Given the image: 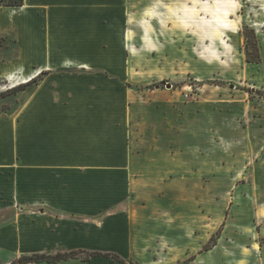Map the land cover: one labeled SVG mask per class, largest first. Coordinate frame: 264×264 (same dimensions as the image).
Here are the masks:
<instances>
[{"label": "rangeland", "instance_id": "rangeland-1", "mask_svg": "<svg viewBox=\"0 0 264 264\" xmlns=\"http://www.w3.org/2000/svg\"><path fill=\"white\" fill-rule=\"evenodd\" d=\"M23 4L0 7V264L70 250L122 261L58 264H264V0ZM47 113L132 153L128 183L37 212L11 160L18 122Z\"/></svg>", "mask_w": 264, "mask_h": 264}, {"label": "crops", "instance_id": "crops-1", "mask_svg": "<svg viewBox=\"0 0 264 264\" xmlns=\"http://www.w3.org/2000/svg\"><path fill=\"white\" fill-rule=\"evenodd\" d=\"M10 33L14 37L18 35L17 31ZM79 123L78 118L72 121L70 116L48 113L31 114L30 120L18 122V134L25 141L20 140L11 162L14 160L16 167H21L22 170L24 168L21 177L23 181H27V185L23 187L21 182L16 191H27L25 197L29 196L34 204L42 201L44 206H37V212L45 209L80 211L85 208L86 198L90 197L87 187L99 186L100 183L103 185L104 179L115 187L128 183L127 172L132 169L130 161L132 165L133 154L120 153L118 148L108 151L102 140L94 137H67L79 129ZM58 133L65 136L54 138ZM9 157L5 149L0 150V167H4L6 161L9 163ZM49 175L54 177L52 182ZM0 186V189L6 191V187ZM71 187L74 188L73 191L70 190ZM37 212L31 211L30 214ZM71 215L75 214H70V217ZM2 243H6L3 238Z\"/></svg>", "mask_w": 264, "mask_h": 264}, {"label": "trees", "instance_id": "trees-1", "mask_svg": "<svg viewBox=\"0 0 264 264\" xmlns=\"http://www.w3.org/2000/svg\"><path fill=\"white\" fill-rule=\"evenodd\" d=\"M24 0H0V7H21L23 6ZM8 37L0 38V45L3 41L7 40ZM248 62H257L258 59H252L250 57L247 58ZM45 72H41L38 76L34 77L33 79L19 84L16 87H13L4 94L5 96L13 95L21 91H25L27 88L31 87L32 85L37 83V80ZM210 241H213V237L210 238L208 243L204 246L205 250H209L207 248ZM102 257L106 259H111L114 261H122L119 255L116 253L111 252H99V251H92L87 252L84 250H70V251H57L55 253H34L30 255H22L10 264H38L42 262H46L49 264H58L61 261H68L72 259H79L83 262H87L92 258Z\"/></svg>", "mask_w": 264, "mask_h": 264}, {"label": "bare ground", "instance_id": "bare-ground-1", "mask_svg": "<svg viewBox=\"0 0 264 264\" xmlns=\"http://www.w3.org/2000/svg\"><path fill=\"white\" fill-rule=\"evenodd\" d=\"M25 1V0H24ZM20 8H22V7H20Z\"/></svg>", "mask_w": 264, "mask_h": 264}]
</instances>
